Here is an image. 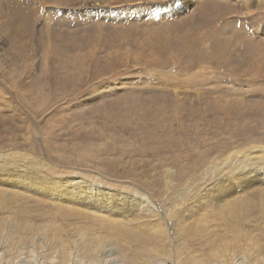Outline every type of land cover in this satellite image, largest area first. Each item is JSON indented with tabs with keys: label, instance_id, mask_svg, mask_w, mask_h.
Instances as JSON below:
<instances>
[{
	"label": "rangeland",
	"instance_id": "1",
	"mask_svg": "<svg viewBox=\"0 0 264 264\" xmlns=\"http://www.w3.org/2000/svg\"><path fill=\"white\" fill-rule=\"evenodd\" d=\"M178 1L0 0V264H264L262 185L212 197L264 155V0ZM12 177L93 185L139 227Z\"/></svg>",
	"mask_w": 264,
	"mask_h": 264
},
{
	"label": "bare ground",
	"instance_id": "2",
	"mask_svg": "<svg viewBox=\"0 0 264 264\" xmlns=\"http://www.w3.org/2000/svg\"><path fill=\"white\" fill-rule=\"evenodd\" d=\"M194 1L195 0H179L177 4L185 7L189 6ZM178 7L179 6L173 8L177 9ZM1 32H3V27L0 24V35ZM234 164L235 166L233 168L231 167L232 170L236 168L243 170V168L247 165L248 175H250V177L246 180L245 184L240 186V183L237 180L238 175L233 174V183L231 184L232 189L221 193L215 192V194L212 195V197L214 196L213 199L218 198L223 200L224 205H218L219 208H224L227 204H235L243 200V198H246V191L249 192L252 182H258L260 186L262 185L261 189L256 190L255 193L257 195H264V155H260V157L243 155L239 163L234 161ZM258 165L262 166L259 167ZM28 181L29 180L25 181L23 185H19L18 182L20 181L18 177H12L8 181L9 183L4 185L11 188L18 187V189L20 188L24 193L29 192L28 194H30V197L32 194L44 195L49 198L50 201H54L56 208L63 214L77 212L76 209L69 207L66 203L74 204L78 208L87 210L86 216H92L100 226L103 225L107 227L115 235L124 233L123 231L128 230L129 226L139 227V224H135L136 222H129L127 209H125L123 205H115L114 202L111 201L112 199H109L108 192H102L98 198H94V194H96V192L92 190L93 185H87L86 183H74L70 179L64 180L57 178L59 185L56 188H50L28 184ZM240 182H242V180H240ZM241 194H243V197ZM16 195L17 193L14 190H11V192L6 194L5 197L8 198V196L13 197ZM183 227L184 230L188 229L185 225H183Z\"/></svg>",
	"mask_w": 264,
	"mask_h": 264
}]
</instances>
